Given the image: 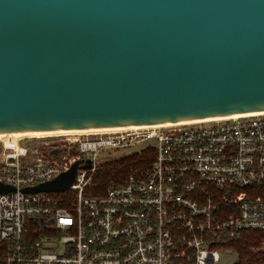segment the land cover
Listing matches in <instances>:
<instances>
[{
    "label": "water",
    "instance_id": "1",
    "mask_svg": "<svg viewBox=\"0 0 264 264\" xmlns=\"http://www.w3.org/2000/svg\"><path fill=\"white\" fill-rule=\"evenodd\" d=\"M261 110L264 0H0V132ZM77 164L24 191L66 190Z\"/></svg>",
    "mask_w": 264,
    "mask_h": 264
},
{
    "label": "built area",
    "instance_id": "2",
    "mask_svg": "<svg viewBox=\"0 0 264 264\" xmlns=\"http://www.w3.org/2000/svg\"><path fill=\"white\" fill-rule=\"evenodd\" d=\"M133 154L96 180L102 160ZM76 162L66 190L24 191ZM0 183L3 264H220L264 230V115L10 141Z\"/></svg>",
    "mask_w": 264,
    "mask_h": 264
},
{
    "label": "trees",
    "instance_id": "3",
    "mask_svg": "<svg viewBox=\"0 0 264 264\" xmlns=\"http://www.w3.org/2000/svg\"><path fill=\"white\" fill-rule=\"evenodd\" d=\"M150 151L144 152L150 155ZM136 154L125 156L121 158H113L102 160L99 164L98 172L96 173V180L102 181L111 174H123L126 171L124 166ZM92 193H96L98 189H91ZM102 190V189H101ZM66 195H64V198ZM264 241V230L248 229L241 232L240 237L229 243V246L236 253V260L233 264H264V250H253L260 246ZM5 254V245L0 242V264H3Z\"/></svg>",
    "mask_w": 264,
    "mask_h": 264
},
{
    "label": "bare ground",
    "instance_id": "4",
    "mask_svg": "<svg viewBox=\"0 0 264 264\" xmlns=\"http://www.w3.org/2000/svg\"><path fill=\"white\" fill-rule=\"evenodd\" d=\"M258 115H264V110L257 111V112L243 113V114H233V115H227V116L209 117L205 119L177 121V122L161 123V124L155 123V124H149V125H128V126H122V127H102V128H94V129L76 128V129H55V130H48V131L0 132V142H3L2 144H7L10 141H16V140L26 138L27 136H31V135L46 134V135H50L47 137H56L59 135L69 136V135H79V134H95V133L118 131V130L124 131V130L136 129V128H141V127H150V126L163 127V126H172V125L216 122V121L229 120V119L240 118V117L258 116ZM33 138L39 139V136H34Z\"/></svg>",
    "mask_w": 264,
    "mask_h": 264
},
{
    "label": "rangeland",
    "instance_id": "5",
    "mask_svg": "<svg viewBox=\"0 0 264 264\" xmlns=\"http://www.w3.org/2000/svg\"><path fill=\"white\" fill-rule=\"evenodd\" d=\"M73 134H75V133H73ZM34 136H39V139H40V138H46L47 136H50V135H46V134H43V135H31V136H27L26 138H22V139H27V138L31 139ZM61 136H64V135H61ZM69 136H71V135H69ZM33 139H35V138H33ZM19 140H21V139H19ZM2 143L3 142H0V149L2 147ZM253 250H264V241L260 244V246H258L256 248H253ZM221 258L222 259H221L220 264H233V262L236 260V253L232 250V252L228 253L227 255L221 254Z\"/></svg>",
    "mask_w": 264,
    "mask_h": 264
}]
</instances>
